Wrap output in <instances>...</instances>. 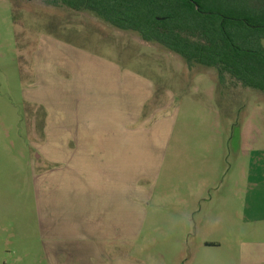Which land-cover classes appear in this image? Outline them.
<instances>
[{
  "label": "rangeland",
  "instance_id": "rangeland-1",
  "mask_svg": "<svg viewBox=\"0 0 264 264\" xmlns=\"http://www.w3.org/2000/svg\"><path fill=\"white\" fill-rule=\"evenodd\" d=\"M217 85L215 70H188L88 12L0 0V264H28L38 246L29 237L46 190L34 156L67 140L74 150L88 135L110 143L118 178L125 157L131 167L114 198L131 205L133 264H205L204 240L224 237L211 264H236L238 228L264 189V95ZM239 128L257 142L238 145Z\"/></svg>",
  "mask_w": 264,
  "mask_h": 264
},
{
  "label": "crops",
  "instance_id": "crops-1",
  "mask_svg": "<svg viewBox=\"0 0 264 264\" xmlns=\"http://www.w3.org/2000/svg\"><path fill=\"white\" fill-rule=\"evenodd\" d=\"M96 129L100 130L101 126L91 124L87 128ZM239 129L238 145L257 142L254 131ZM72 141L48 146L44 160L34 156L35 167L38 160L44 163L45 172L40 177L44 179L46 191L44 201L37 202L39 220L34 223V236L30 235L29 241L36 237L38 246L28 251V264H133L131 205H118L114 198L117 179L121 187H127V181L131 183V167L125 157L121 168L124 178L120 179L119 164L108 147L110 143L88 135L75 139L76 148L70 150L68 145ZM39 165L43 168V164ZM257 190L259 197L249 205L252 213L242 219L237 243L231 247L236 264H264V189ZM18 222L13 220L12 225L18 227ZM12 225L10 221L6 227L12 228ZM203 225L206 231L212 225L210 214L205 216ZM193 236L197 239L198 234ZM225 239L204 240L205 264L212 262L209 252L214 249L220 253L224 249ZM215 262L227 264L225 260ZM14 264L25 263L17 260ZM189 264H198V258H190Z\"/></svg>",
  "mask_w": 264,
  "mask_h": 264
},
{
  "label": "trees",
  "instance_id": "trees-1",
  "mask_svg": "<svg viewBox=\"0 0 264 264\" xmlns=\"http://www.w3.org/2000/svg\"><path fill=\"white\" fill-rule=\"evenodd\" d=\"M88 12L179 55L188 70L216 71L217 87L264 95V0H44Z\"/></svg>",
  "mask_w": 264,
  "mask_h": 264
}]
</instances>
